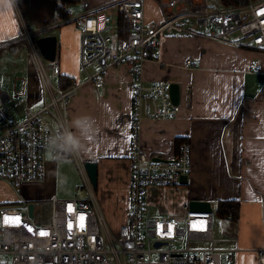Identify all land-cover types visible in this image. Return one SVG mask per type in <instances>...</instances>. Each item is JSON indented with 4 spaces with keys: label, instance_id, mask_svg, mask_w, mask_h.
<instances>
[{
    "label": "built area",
    "instance_id": "2783aa9c",
    "mask_svg": "<svg viewBox=\"0 0 264 264\" xmlns=\"http://www.w3.org/2000/svg\"><path fill=\"white\" fill-rule=\"evenodd\" d=\"M146 1L120 0L115 5L117 15L128 26L124 36L117 32L116 18L104 9L91 10L87 0L79 1L75 14L65 8L79 32V68L87 80L100 86L101 74L112 66L127 65L134 72L126 218L116 229L109 227L79 153L55 157L50 153L53 161L74 159L91 200L51 195L50 216L39 223L32 222L28 201L24 209L0 202V264H221L222 251L228 252L226 259L232 262L235 250L217 245L220 240L215 237L212 206L209 211L194 210L185 203L172 214L148 213V187L179 185L181 176L190 171L191 158L189 143L183 141L171 160L143 162L139 138L143 118H172L178 112L170 101L167 81L144 85L141 67L146 60L161 62L165 37L174 34L264 49V0L237 6H213L208 0H158L159 21L145 18ZM48 27L46 24L39 31ZM23 29L43 104L36 110L26 109L23 118L16 120L5 105L9 96L0 91V181L12 187L45 180L46 137L69 127L66 105L76 88L56 84L54 80L61 74L57 57L45 60L33 33L25 24ZM5 45L0 41V48ZM93 64L97 69L89 72ZM250 68L264 72L260 61L252 62ZM255 264H264V249L257 251Z\"/></svg>",
    "mask_w": 264,
    "mask_h": 264
},
{
    "label": "crops",
    "instance_id": "0c3cea01",
    "mask_svg": "<svg viewBox=\"0 0 264 264\" xmlns=\"http://www.w3.org/2000/svg\"><path fill=\"white\" fill-rule=\"evenodd\" d=\"M119 1L87 3L91 10L104 9L116 18L115 5ZM157 1H146V19H161ZM57 2L0 0V41L6 43L4 47L25 48L27 62L21 93H25L26 105L36 110L43 104L41 83L29 57L23 24L33 33L34 41L44 35L56 36L60 73L76 85L66 105L69 127L75 116L84 114L95 118L97 125L95 136L86 142L87 154L79 153L80 160L83 165L86 160L97 162L95 197L101 202L111 200L125 219L134 72L127 65L112 66L101 74L100 86L87 80V74L79 68V32L67 13L63 18L56 17ZM46 24L48 29L39 31ZM162 48L161 62L146 60L142 64V83H177L178 114L165 119L143 118L139 134L142 158L145 163L171 160L185 141L190 146L191 167L185 184L148 187V213L154 216V206L155 211L162 213L157 216L172 214L192 199L209 201L215 211L219 200L238 199L239 217L237 221L223 218L228 236L215 235L220 240L217 245L235 250L232 262L225 259V264H255L257 251L264 249V72H253L250 66L254 61L264 66V49L179 34L166 36ZM96 69L93 64L88 71ZM45 160V180L23 187L24 191L36 199L51 195L60 198L54 192V184L67 169L58 163L60 160L53 161L49 151ZM166 195L173 203L165 200Z\"/></svg>",
    "mask_w": 264,
    "mask_h": 264
},
{
    "label": "rangeland",
    "instance_id": "374dc122",
    "mask_svg": "<svg viewBox=\"0 0 264 264\" xmlns=\"http://www.w3.org/2000/svg\"><path fill=\"white\" fill-rule=\"evenodd\" d=\"M208 3L213 6H219V0H208ZM72 13L78 11L79 2L73 5H70ZM112 18H114L112 16ZM26 51L25 48L17 49L15 47H2L0 48V91L5 92L9 97L5 102V105L9 112L14 116L16 120H21L24 116L26 109H34L36 107H28L25 101V93L23 90L22 82L25 75L26 67ZM45 61V60H44ZM83 74L80 71V75ZM84 75V74H83ZM56 81V79L54 80ZM15 84V89L12 88V85ZM66 167L67 171L60 173L54 184V192L57 194L59 199H72L78 197L82 200H91L89 196V190L83 180L82 174L77 167V164L73 159H67L59 161ZM27 185L22 187H12L8 186L3 181H0V202H3L5 205L17 206L19 208H25V201H32L34 204V216L31 217L32 222L39 223L41 221L48 220L51 213V200L49 198H33L34 196L29 194V191H24V188ZM93 192L98 196V192ZM22 191V192H21ZM26 192V193H25ZM98 198V197H96ZM101 208L103 209L106 221L109 224V227L113 230L124 220V217L121 216L118 207L112 205L111 200H104L101 202L100 198L97 199ZM165 200L169 202V198L166 195ZM173 199L171 198V201ZM169 203H173V202ZM213 206H215L213 204ZM152 208V209H151ZM151 212L156 215H160L154 210V206H151ZM215 235L219 236H228L226 232L227 223L223 218L218 216L215 217ZM221 245V244H220ZM223 264H225L226 254L225 252L221 253Z\"/></svg>",
    "mask_w": 264,
    "mask_h": 264
},
{
    "label": "clouds",
    "instance_id": "9594fccd",
    "mask_svg": "<svg viewBox=\"0 0 264 264\" xmlns=\"http://www.w3.org/2000/svg\"><path fill=\"white\" fill-rule=\"evenodd\" d=\"M96 130L95 118L87 114L75 116L70 127L46 137V147L54 157L65 153L87 154L86 142L95 136Z\"/></svg>",
    "mask_w": 264,
    "mask_h": 264
},
{
    "label": "water",
    "instance_id": "95a60500",
    "mask_svg": "<svg viewBox=\"0 0 264 264\" xmlns=\"http://www.w3.org/2000/svg\"><path fill=\"white\" fill-rule=\"evenodd\" d=\"M35 44L45 60H53L56 57V36L55 35H44L35 39ZM169 98L173 105L179 103V86L177 83L168 84ZM84 167L87 172L88 178L91 182L92 188H95L97 185V172L98 165L96 161L86 160L84 162ZM180 182L185 184L187 182V175H182ZM188 206L190 209L194 210H207L211 209V204L207 200H197L192 199L188 201ZM28 214L30 217L33 216L34 204L28 202L27 204Z\"/></svg>",
    "mask_w": 264,
    "mask_h": 264
},
{
    "label": "trees",
    "instance_id": "16d2710c",
    "mask_svg": "<svg viewBox=\"0 0 264 264\" xmlns=\"http://www.w3.org/2000/svg\"><path fill=\"white\" fill-rule=\"evenodd\" d=\"M80 0H58L55 4L56 17L63 18L66 16L65 8L78 3ZM221 6H237L242 5L249 0H219ZM117 32L119 35L124 36L127 33L128 26L120 15L116 16ZM58 86L66 88L73 83L70 77L61 75L56 78ZM178 142V141H177ZM215 212L219 217L229 219L231 221H237L240 212V203L238 199H222L217 202Z\"/></svg>",
    "mask_w": 264,
    "mask_h": 264
},
{
    "label": "snow or ice",
    "instance_id": "6c2138e0",
    "mask_svg": "<svg viewBox=\"0 0 264 264\" xmlns=\"http://www.w3.org/2000/svg\"><path fill=\"white\" fill-rule=\"evenodd\" d=\"M5 219L7 220V219H9V218L6 217ZM80 219H81V221H82V220H83V217H81ZM15 220L18 222V218H15ZM81 226H82V224H81ZM69 228H71V223H69ZM29 230H31V229H29Z\"/></svg>",
    "mask_w": 264,
    "mask_h": 264
}]
</instances>
